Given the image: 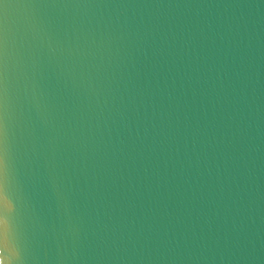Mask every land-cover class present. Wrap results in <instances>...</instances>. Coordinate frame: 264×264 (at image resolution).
<instances>
[{"label": "water", "instance_id": "obj_1", "mask_svg": "<svg viewBox=\"0 0 264 264\" xmlns=\"http://www.w3.org/2000/svg\"><path fill=\"white\" fill-rule=\"evenodd\" d=\"M0 264H264V0H8Z\"/></svg>", "mask_w": 264, "mask_h": 264}, {"label": "snow or ice", "instance_id": "obj_2", "mask_svg": "<svg viewBox=\"0 0 264 264\" xmlns=\"http://www.w3.org/2000/svg\"><path fill=\"white\" fill-rule=\"evenodd\" d=\"M9 7L8 0H0V201L7 200L5 194L6 162H5V123H4V10Z\"/></svg>", "mask_w": 264, "mask_h": 264}]
</instances>
